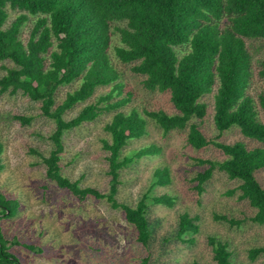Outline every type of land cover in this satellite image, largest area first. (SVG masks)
Wrapping results in <instances>:
<instances>
[{
	"label": "trees",
	"instance_id": "obj_1",
	"mask_svg": "<svg viewBox=\"0 0 264 264\" xmlns=\"http://www.w3.org/2000/svg\"><path fill=\"white\" fill-rule=\"evenodd\" d=\"M9 9L19 15L8 23ZM32 22L27 38L23 27ZM248 40L264 44V0H0V61H7L6 74L0 76V96L21 92L41 103L42 114L56 123L51 135L54 148L48 157L36 149L45 166L46 176L59 188L83 202L89 197L107 200L121 209L126 221L137 232L143 248L149 246L153 227L147 216L148 195L136 204L117 201L120 171L135 159L159 152L155 146L141 148L137 157H122L130 141L147 133V120L132 109L117 112L105 126L111 140H103L108 153L109 191L81 187L62 173L63 138L80 126L96 121L103 112L124 107L133 93L125 84L117 64L129 65L142 76L149 91L169 92L174 114L145 111L165 133L187 130V144L201 150L214 145L222 160L200 159L207 167L194 180L199 194L216 170L237 181L239 200L255 209L250 220L264 226V187L257 173L264 170V94L256 101L248 94L253 76V57ZM117 63V64H116ZM264 78V64L259 71ZM77 83L66 98L57 103L60 87ZM111 87L95 102L85 105L76 117L65 114L87 102L99 87ZM213 94V120L224 133L238 128L243 139L233 143L210 141L197 120H204L210 106L203 99ZM116 96L120 99L114 101ZM23 123L31 122L16 115ZM250 141L254 145H250ZM4 146L0 142V173ZM155 185L170 182L168 168L157 169ZM235 191H231L234 194ZM174 198L153 197L157 204L173 205ZM20 200L0 189V264H22L12 246L46 252L32 243L14 241L6 234L4 220L15 217ZM218 220L236 224L233 219ZM199 227L188 213L180 217L178 236L197 233ZM216 264H236L229 244L209 237ZM264 254V247L250 249V259ZM141 264H149L145 257Z\"/></svg>",
	"mask_w": 264,
	"mask_h": 264
},
{
	"label": "rangeland",
	"instance_id": "obj_2",
	"mask_svg": "<svg viewBox=\"0 0 264 264\" xmlns=\"http://www.w3.org/2000/svg\"><path fill=\"white\" fill-rule=\"evenodd\" d=\"M12 22L18 12L8 10ZM32 22L23 27L22 37L27 38ZM253 57V76L248 94L256 101L264 94V78L259 71L264 64V44L261 40H248ZM117 64V63H116ZM0 61V76L6 74ZM125 91H131V101L124 107L103 112L99 118L67 132L63 138L62 173L81 187H91L105 193L109 191L110 175L108 153L103 140H111L105 126L117 112L137 109L147 120V133L142 139L129 142L122 157H137L146 146H155L159 152L135 159L120 171L117 201L136 204L148 195L147 216L153 235L147 248L137 241L136 229L129 224L121 209H114L107 200L89 197L81 202L68 191L61 189L46 176L45 166L38 150L48 157L54 148L51 135L56 129L54 120L44 116L41 103L21 92H7L0 96V142L4 146L0 173V189L9 197L21 202L18 214L4 220L6 234L14 241L32 243L46 252L12 246L22 264H141L145 257L149 264H216L209 237H217L229 244L236 264H264V254L256 260L249 257L250 249L264 247V226L254 224L250 218L255 209L239 200L238 182L230 180L216 170L204 186L205 192L196 191L194 180L207 166L200 159L219 161L224 158L214 146L196 150L187 144V130L165 133L145 111H164L174 114L169 92L149 91L143 86V77L135 75L130 66L117 64ZM77 83L65 85L57 92V103L62 102ZM111 87H99L85 103L78 104L65 114L70 120L87 104L95 102ZM116 96L114 101L120 99ZM210 106L208 116L197 120L201 131L210 141L233 143L243 139L236 127L220 133L213 120V94L203 99ZM23 115L31 122L15 118ZM250 145H254L250 141ZM168 168L170 182L155 185L157 169ZM264 187V170L257 173ZM231 191H235L231 194ZM163 195L174 198L173 205L152 202ZM188 213L199 227L197 233L178 236L180 217ZM225 216L236 221L231 224L216 217Z\"/></svg>",
	"mask_w": 264,
	"mask_h": 264
}]
</instances>
